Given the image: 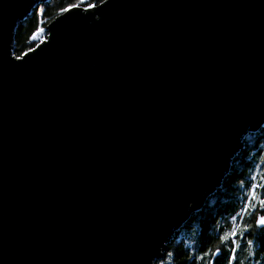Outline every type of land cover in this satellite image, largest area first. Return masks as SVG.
Masks as SVG:
<instances>
[{"label":"water","instance_id":"95a60500","mask_svg":"<svg viewBox=\"0 0 264 264\" xmlns=\"http://www.w3.org/2000/svg\"><path fill=\"white\" fill-rule=\"evenodd\" d=\"M0 0V264H156L264 122V0Z\"/></svg>","mask_w":264,"mask_h":264},{"label":"trees","instance_id":"16d2710c","mask_svg":"<svg viewBox=\"0 0 264 264\" xmlns=\"http://www.w3.org/2000/svg\"><path fill=\"white\" fill-rule=\"evenodd\" d=\"M77 0H50L47 4H41L32 11V14L20 26L15 40L14 54L20 55L22 52H27L33 49L38 43L46 38L45 27L59 14L60 9L67 8L71 4H75ZM86 3L99 4V0H86ZM84 9V5H79ZM39 10V12H37ZM42 29L39 35L33 37V33L37 29ZM264 122L260 128L249 133L243 140V148L238 155L233 159L229 171L224 177L221 188L210 195L200 211L193 215L190 223L195 224L196 233H194V244L190 250L196 254L211 252L219 247V235L230 229V216L234 211H238L241 197V182L247 184L250 182V177L253 172L257 174L264 173ZM243 222L237 219V223L243 228L248 225V237L245 240V235L238 236L237 243L240 248L237 250L234 264H249V253L255 256L256 264H264V235L257 236L255 229V213H243ZM196 216V217H195ZM188 234H185V238ZM182 238V237H181ZM240 238V239H239ZM252 240V246L249 247L248 241ZM221 247V246H220ZM230 242L227 246L221 247V253L216 257H204L200 260L189 259L186 255L187 249L182 251L180 247L175 250V259L177 264H207L209 259L214 261V264H227V256L229 255ZM225 249L227 252H225ZM168 246L164 254V264H168ZM197 262V263H196ZM156 264H160L156 262Z\"/></svg>","mask_w":264,"mask_h":264},{"label":"snow or ice","instance_id":"6c2138e0","mask_svg":"<svg viewBox=\"0 0 264 264\" xmlns=\"http://www.w3.org/2000/svg\"><path fill=\"white\" fill-rule=\"evenodd\" d=\"M108 0H99V4L96 3H86V0H77L75 4L69 5L67 8L60 9L61 13L69 12L70 9H77L79 5H84V11L88 12L92 9H98L100 4L106 5ZM39 12V10H37ZM42 29H37V32L33 33V37L40 34ZM32 51V49H29ZM25 56V53H21L18 56H15L14 59L16 61H20L21 58ZM264 159V156H262ZM241 197H240V207L238 211H234L230 216L231 220V231H224L219 235V241L221 245L227 246L230 242L229 255L227 256V264H234L236 259L237 250L240 248V244L237 243V234L239 233L241 237L248 232V225H244L241 228V225L237 223V219L239 218L241 223L243 222V213H255V229L257 232V236L264 235V173L257 174L255 172L252 173L250 177V182L247 184L241 182ZM252 240L248 241L249 247L252 246ZM221 253V248L217 247L214 251L204 252V257H217ZM169 257L173 256V253H167ZM189 259L199 260L201 257L193 256ZM160 264H164L163 259L160 260ZM207 264H214V261L209 259ZM240 264H244L243 261ZM249 264H256L255 256L253 253H249Z\"/></svg>","mask_w":264,"mask_h":264},{"label":"flooded vegetation","instance_id":"af4514ba","mask_svg":"<svg viewBox=\"0 0 264 264\" xmlns=\"http://www.w3.org/2000/svg\"><path fill=\"white\" fill-rule=\"evenodd\" d=\"M208 198V197H207ZM205 204V203H204ZM200 210L196 211V212H193L190 214L188 220L183 224V226L180 228L179 231H177L172 240L170 241V243L167 245L168 246V252H171L173 253V256L169 257L168 256V264H177L176 262V259H175V250L180 247V249L182 251L184 250H188L186 251V255L187 257H193L195 252L193 250H190L191 247L193 246V244L195 243L194 240H193V236H194V233H196V228H195V224H192L190 223V221L193 219V215H195L196 213H198ZM196 217V216H195ZM231 225V224H230ZM242 228V227H241ZM228 231H231V227ZM185 234H188L185 238H183V236ZM241 235L238 233L237 234V237ZM248 233L245 235V240L247 241L249 239L248 237ZM182 237V238H181ZM237 239V238H236ZM240 239V238H239ZM222 247L224 245H221L219 243V247ZM220 247V248H221ZM225 252H227L225 249H223ZM203 253H198L196 254L195 256H199V257H202ZM216 258V257H214ZM200 260V259H199ZM197 263V262H196Z\"/></svg>","mask_w":264,"mask_h":264}]
</instances>
